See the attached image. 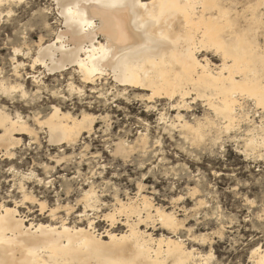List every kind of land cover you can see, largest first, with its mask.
Instances as JSON below:
<instances>
[{
  "label": "bare ground",
  "instance_id": "1",
  "mask_svg": "<svg viewBox=\"0 0 264 264\" xmlns=\"http://www.w3.org/2000/svg\"><path fill=\"white\" fill-rule=\"evenodd\" d=\"M22 1L0 0V18L5 6L9 8L7 13H12L13 6ZM56 3L63 27L48 42L41 37L32 65L43 66L49 75L62 77L68 71L76 74L81 85H76L72 78L66 82L71 95L78 91L87 100L91 92L99 94L98 99L109 101L108 91L112 92L113 101L138 98L146 111H153L159 102L166 101L162 109H157L159 122L167 116L164 110L176 114L169 122L165 121V127L162 124L163 132L174 130L182 138L195 141L207 137L209 140L245 137L246 146L256 148L255 136L264 135V127L261 132L254 128L243 132L241 122L248 118L245 108L249 103L264 111V0H56ZM22 51L15 48L14 52L19 55ZM30 77L38 84L42 81L35 74ZM0 84L6 94L18 90L27 94L24 84L5 80ZM39 91L40 88L36 93ZM63 94L59 95L66 99ZM92 104L91 101L82 104L80 115L52 104L46 115L34 111V121L46 129L50 143L71 146L85 133L93 132L97 116L89 111ZM118 105L115 107L119 109ZM197 105L203 107L202 116L193 112ZM107 117L110 115H104L102 120ZM24 134L39 140L37 130L28 120L21 115L13 117L0 108V153L13 155L15 145L22 140L16 135ZM137 134L131 145L122 139L117 142L115 153L128 156L134 150L144 149L147 132ZM24 186L21 183V203L0 204V264L198 263L192 261L196 259L195 250L186 247L182 240L164 233L155 235L157 226L176 232L183 224L175 212L154 205L150 196L142 193L141 185L137 199L128 196L124 200L118 193L113 208L103 215L98 213L109 223L102 232L96 225L101 216L92 217L88 213L99 209L101 202L94 185L84 188L80 199L84 210L79 211V219L73 223L58 212L61 208L70 212L74 207L67 203L49 209L44 201H39L40 211L49 212L48 216L56 222H30L19 206L37 199ZM249 261L264 264V247L254 249Z\"/></svg>",
  "mask_w": 264,
  "mask_h": 264
},
{
  "label": "rangeland",
  "instance_id": "2",
  "mask_svg": "<svg viewBox=\"0 0 264 264\" xmlns=\"http://www.w3.org/2000/svg\"><path fill=\"white\" fill-rule=\"evenodd\" d=\"M3 9L0 18V83L5 80L7 83L24 84L27 94L25 96L19 90L6 94L0 87V108L13 117L21 115L28 120L37 130L39 140L25 134L16 135L22 140L15 145L14 154L0 153V204L21 203L22 183L27 187L26 191L37 199L19 206L30 222H56L48 216L49 212L42 214L40 211L39 201H44L49 209L67 203L74 207L70 206V212L64 208L58 212L73 223L78 221L79 211L84 210L81 195L91 186L94 185L101 198L99 209L88 210L95 217L113 208L118 193L124 200L128 196L137 199L141 185L142 193L150 196L154 205L175 212L183 224L176 232L159 226L155 232L153 229L150 232L182 240L186 247L195 250L196 259L192 261H197V264H251L249 259L253 250L259 245L264 247V135L255 136L257 144L253 150L246 146L245 137L235 140L223 136L218 141L207 137L204 141H195L182 138L174 130L163 132L166 122L176 114L164 110L167 116L159 122L157 109H162L166 101L159 102L157 109L146 111L138 98H120L114 102L112 90L110 94L106 92L109 101L98 99L99 94L91 92L89 100H84L87 97H81L78 91L71 95L66 82L72 78L76 85H81L76 74L71 75L68 71L62 77L49 75L43 66L32 65L41 37L48 42L63 27L56 0H23L13 6L12 13H7L9 8L6 6ZM15 48L23 51L16 55ZM33 73L42 79L39 84L30 77ZM39 88L41 91L36 93ZM60 93L68 98L61 97ZM87 101L93 103L94 108L89 111L97 116L95 128L71 146L50 143L46 129L35 124L34 111L46 115L53 104L80 115L82 104ZM202 109L197 105L193 112L202 116ZM245 110L248 118L241 122L243 132L253 128L261 132L264 111L253 103H249ZM106 114L110 117L102 120ZM138 130L147 132L146 147L149 144L150 149L145 147L139 150L140 153L134 150V154L132 151L128 156L115 153V144L122 139L131 145L138 138ZM101 214H98L101 218L96 219L99 232L109 225Z\"/></svg>",
  "mask_w": 264,
  "mask_h": 264
}]
</instances>
